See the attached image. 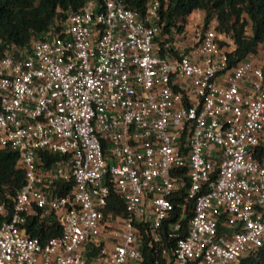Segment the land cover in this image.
Wrapping results in <instances>:
<instances>
[{
    "label": "built area",
    "instance_id": "1",
    "mask_svg": "<svg viewBox=\"0 0 264 264\" xmlns=\"http://www.w3.org/2000/svg\"><path fill=\"white\" fill-rule=\"evenodd\" d=\"M158 8L85 0L0 57V147L24 172L0 205V264H142L140 226L152 264H237L264 246V42L227 68L213 21L170 36ZM109 188L122 213L104 210ZM40 221L59 234L29 236Z\"/></svg>",
    "mask_w": 264,
    "mask_h": 264
},
{
    "label": "trees",
    "instance_id": "2",
    "mask_svg": "<svg viewBox=\"0 0 264 264\" xmlns=\"http://www.w3.org/2000/svg\"><path fill=\"white\" fill-rule=\"evenodd\" d=\"M85 0H0V57L12 51L15 55L25 49L42 34L53 29L58 31L59 23L69 13L81 9ZM125 8L143 13L150 0H120ZM160 15L161 31L171 36L172 32H180L185 28L187 17L193 11L202 13L201 24L204 27L209 21L214 22L215 30L226 34L233 43V48L226 53L227 68H231L249 53H255L264 42V0H157ZM58 24V25H57ZM264 153V151H263ZM56 156L39 153L41 165L49 164ZM24 182L23 167L18 162L16 151L8 147H0V205L8 210L12 204L15 191ZM72 181L57 182L55 190L65 193ZM186 183L181 187L183 195ZM178 202V199H172ZM193 199L186 203L185 219L182 222L179 236L184 235L187 219L191 216ZM105 211L123 212V202L109 188ZM29 223V222H28ZM142 232V264H152L154 247L148 244V236ZM29 236L45 239L57 236L59 227L56 223L40 221L35 225L27 224ZM166 237L164 233L162 235ZM173 239H169L170 244ZM237 264H264V246L246 253L238 259Z\"/></svg>",
    "mask_w": 264,
    "mask_h": 264
},
{
    "label": "rangeland",
    "instance_id": "3",
    "mask_svg": "<svg viewBox=\"0 0 264 264\" xmlns=\"http://www.w3.org/2000/svg\"><path fill=\"white\" fill-rule=\"evenodd\" d=\"M201 16L202 13L199 11H193L188 15L185 24V30L187 33H190L191 31H193L195 28L198 27V25L201 23Z\"/></svg>",
    "mask_w": 264,
    "mask_h": 264
}]
</instances>
